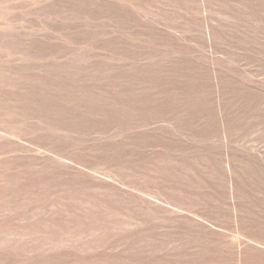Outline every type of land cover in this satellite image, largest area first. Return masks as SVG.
Returning <instances> with one entry per match:
<instances>
[{
    "label": "rangeland",
    "instance_id": "obj_1",
    "mask_svg": "<svg viewBox=\"0 0 264 264\" xmlns=\"http://www.w3.org/2000/svg\"><path fill=\"white\" fill-rule=\"evenodd\" d=\"M0 264H264V0H0Z\"/></svg>",
    "mask_w": 264,
    "mask_h": 264
}]
</instances>
